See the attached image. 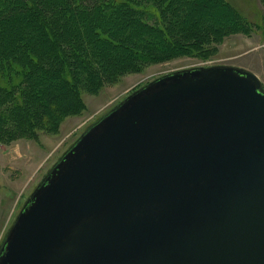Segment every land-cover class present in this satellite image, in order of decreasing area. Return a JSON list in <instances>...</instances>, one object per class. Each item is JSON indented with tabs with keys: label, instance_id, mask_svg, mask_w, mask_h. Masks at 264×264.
<instances>
[{
	"label": "water",
	"instance_id": "water-1",
	"mask_svg": "<svg viewBox=\"0 0 264 264\" xmlns=\"http://www.w3.org/2000/svg\"><path fill=\"white\" fill-rule=\"evenodd\" d=\"M0 264H264V88L199 67L127 97L25 204Z\"/></svg>",
	"mask_w": 264,
	"mask_h": 264
},
{
	"label": "trees",
	"instance_id": "trees-1",
	"mask_svg": "<svg viewBox=\"0 0 264 264\" xmlns=\"http://www.w3.org/2000/svg\"><path fill=\"white\" fill-rule=\"evenodd\" d=\"M243 15L228 0H0V129L82 109L80 85L184 55Z\"/></svg>",
	"mask_w": 264,
	"mask_h": 264
},
{
	"label": "rangeland",
	"instance_id": "rangeland-1",
	"mask_svg": "<svg viewBox=\"0 0 264 264\" xmlns=\"http://www.w3.org/2000/svg\"><path fill=\"white\" fill-rule=\"evenodd\" d=\"M228 1L244 14L238 30L208 44H193L184 55L143 61L103 80L95 92L80 85L78 99L83 107L71 114H42L27 131L18 122L0 129V249L31 195L63 155L92 125L138 90L166 75L215 66L250 71L264 88V0ZM7 109L0 107V118H6ZM45 126L47 130L41 129Z\"/></svg>",
	"mask_w": 264,
	"mask_h": 264
},
{
	"label": "crops",
	"instance_id": "crops-1",
	"mask_svg": "<svg viewBox=\"0 0 264 264\" xmlns=\"http://www.w3.org/2000/svg\"><path fill=\"white\" fill-rule=\"evenodd\" d=\"M0 206H2V205H0ZM12 214H13V213H12ZM10 215H11V214H10ZM10 215H9V216H10ZM9 216H8V217H9ZM4 217H5V216H4ZM11 217H12V216H11ZM2 220H3V217H2V215L0 214V222H1ZM0 233H1V232H0Z\"/></svg>",
	"mask_w": 264,
	"mask_h": 264
}]
</instances>
